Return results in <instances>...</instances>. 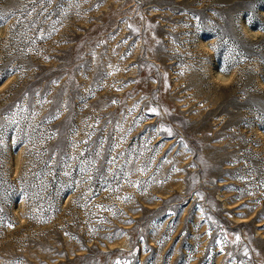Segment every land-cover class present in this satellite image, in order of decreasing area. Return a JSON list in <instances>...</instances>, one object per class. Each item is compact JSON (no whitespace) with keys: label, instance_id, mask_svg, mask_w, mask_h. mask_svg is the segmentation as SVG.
Returning <instances> with one entry per match:
<instances>
[{"label":"rangeland","instance_id":"1","mask_svg":"<svg viewBox=\"0 0 264 264\" xmlns=\"http://www.w3.org/2000/svg\"><path fill=\"white\" fill-rule=\"evenodd\" d=\"M0 264H264V0H0Z\"/></svg>","mask_w":264,"mask_h":264},{"label":"snow or ice","instance_id":"2","mask_svg":"<svg viewBox=\"0 0 264 264\" xmlns=\"http://www.w3.org/2000/svg\"><path fill=\"white\" fill-rule=\"evenodd\" d=\"M152 112L155 113V114H158V113L156 112V109H152ZM168 131H169V134H171L170 130H168ZM208 235L211 236V232H209ZM238 239H239V237H237V240H238ZM216 242L219 243V241H216ZM244 255L247 256L248 253L245 252Z\"/></svg>","mask_w":264,"mask_h":264}]
</instances>
